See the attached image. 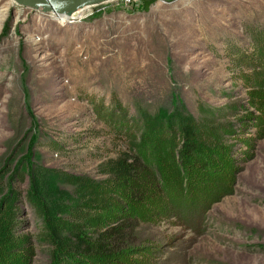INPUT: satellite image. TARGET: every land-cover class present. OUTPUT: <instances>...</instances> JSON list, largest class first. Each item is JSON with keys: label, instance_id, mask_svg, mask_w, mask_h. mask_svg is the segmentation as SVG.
Wrapping results in <instances>:
<instances>
[{"label": "rangeland", "instance_id": "374dc122", "mask_svg": "<svg viewBox=\"0 0 264 264\" xmlns=\"http://www.w3.org/2000/svg\"><path fill=\"white\" fill-rule=\"evenodd\" d=\"M262 33L264 0H0V264H264ZM195 154L197 217L160 183Z\"/></svg>", "mask_w": 264, "mask_h": 264}, {"label": "trees", "instance_id": "16d2710c", "mask_svg": "<svg viewBox=\"0 0 264 264\" xmlns=\"http://www.w3.org/2000/svg\"><path fill=\"white\" fill-rule=\"evenodd\" d=\"M260 36V40H257L258 44L260 45H264V33L259 34ZM257 47V46H256ZM264 47V46H263ZM192 159L189 160L188 163V167L187 169L185 168L183 175V183H185V190L190 192V195L185 198L184 200L180 201V195L178 194V189L177 185L175 183V175L176 172H180L181 171V166H178L177 168H171V167H163V171L161 172V176L163 177L160 181L161 185L164 187V191L167 192L166 194V202H172V203H179V209L182 208H188L190 207V209H192L194 211V214H192V216L194 215V217H197L199 214L198 212L200 211V198H195L196 196L200 195V193H197L198 195L194 194L193 191H195V189H192L193 186L199 189L200 192V182L204 183L205 179H203L202 177L200 178V154H195V156L191 157ZM178 177V175H177ZM178 196V201L180 202H175L174 200L177 199ZM186 204V205H185ZM190 205V206H189ZM68 214L71 215L72 217L75 218V220L77 221H86L87 219H89L91 217V215L93 214L92 211L88 210H82L80 209V206H73L72 208L69 209ZM181 220H184L183 218L179 217ZM196 219V218H194ZM193 219V224L195 223V220ZM191 218L187 221L188 223L190 222ZM186 221V220H185ZM189 229H194V225L189 223ZM137 248L138 250H136L135 252H133V254H141L143 253V247L140 246H132ZM140 249V250H139ZM124 255H126V252H122L120 254V256H118L119 258H115L120 260L121 257H124Z\"/></svg>", "mask_w": 264, "mask_h": 264}, {"label": "water", "instance_id": "95a60500", "mask_svg": "<svg viewBox=\"0 0 264 264\" xmlns=\"http://www.w3.org/2000/svg\"><path fill=\"white\" fill-rule=\"evenodd\" d=\"M25 9L35 10L44 15L55 18L65 17V20L74 19L79 11L118 0H12Z\"/></svg>", "mask_w": 264, "mask_h": 264}, {"label": "bare ground", "instance_id": "6f19581e", "mask_svg": "<svg viewBox=\"0 0 264 264\" xmlns=\"http://www.w3.org/2000/svg\"><path fill=\"white\" fill-rule=\"evenodd\" d=\"M75 17H76V15H74L72 18H74L75 19ZM59 18V20L61 21V22H65V21H67V20H65L66 18L65 17H58ZM83 18V17H82ZM70 20V19H69Z\"/></svg>", "mask_w": 264, "mask_h": 264}, {"label": "built area", "instance_id": "2783aa9c", "mask_svg": "<svg viewBox=\"0 0 264 264\" xmlns=\"http://www.w3.org/2000/svg\"><path fill=\"white\" fill-rule=\"evenodd\" d=\"M119 1H121V2H123V3H125V4H129V3L132 2V0H119Z\"/></svg>", "mask_w": 264, "mask_h": 264}]
</instances>
